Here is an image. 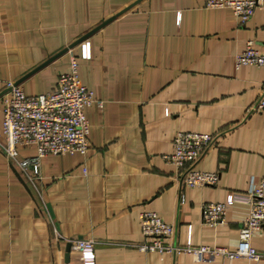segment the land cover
<instances>
[{"label": "crops", "instance_id": "0c3cea01", "mask_svg": "<svg viewBox=\"0 0 264 264\" xmlns=\"http://www.w3.org/2000/svg\"><path fill=\"white\" fill-rule=\"evenodd\" d=\"M85 34L90 58L74 44ZM248 40L264 51V7L242 24L231 8L205 0H0V125L6 82L48 92L69 69L65 48L102 100L85 108V153L46 154L33 174L0 151V264H79L71 238L96 241V264H264L137 246L143 210L173 223L168 240L179 245L238 246L249 204L234 202L216 225L203 222L202 205L248 194L264 176V112L250 109L264 68L236 61ZM179 131L213 134L194 167L217 172L216 185L177 178L164 155ZM18 151L37 153L33 145ZM252 244L264 252V230Z\"/></svg>", "mask_w": 264, "mask_h": 264}, {"label": "built area", "instance_id": "2783aa9c", "mask_svg": "<svg viewBox=\"0 0 264 264\" xmlns=\"http://www.w3.org/2000/svg\"><path fill=\"white\" fill-rule=\"evenodd\" d=\"M210 8H231L242 24L247 23L255 11L264 7V0H205ZM82 58L91 57L89 37L79 42ZM69 69L58 77L57 85L48 92L27 94L19 83L6 82L3 96L0 125V151L10 163L28 173L40 171V158L46 154L85 153L89 148L90 126L85 108L102 100L84 85L79 73L78 56L73 48H68ZM238 65L252 64L264 68V51L255 45L254 40L246 42L243 51L237 54ZM251 111L264 112V87L251 106ZM214 142L210 133L179 131L173 141V150L164 159L176 166L177 178L186 186L216 185L217 172L202 171L194 164L205 150ZM33 145L37 153L22 158L18 146ZM249 204L248 214L239 230L238 246L235 249L217 245L193 246L191 242L179 245L168 240L176 233V226L167 222L158 212L143 210L140 223L144 241L137 244L142 251H154L161 255L189 253L198 261L205 255L223 258H249L256 261L264 259V252L252 244L253 235L264 230V176L248 194L231 193L225 201H208L202 205V220L205 224L216 225L225 222V214L234 202ZM66 239V238H65ZM71 247L81 253L79 264H96V241L91 238L66 239ZM218 264V263H205Z\"/></svg>", "mask_w": 264, "mask_h": 264}, {"label": "water", "instance_id": "95a60500", "mask_svg": "<svg viewBox=\"0 0 264 264\" xmlns=\"http://www.w3.org/2000/svg\"><path fill=\"white\" fill-rule=\"evenodd\" d=\"M89 34H90V33H89ZM89 34H85L84 36H82L81 38H79L74 44L79 43L82 39L88 37ZM70 47H71V46H70ZM67 49H68V48H65V50H63V51H66ZM68 244L71 246L70 243H68Z\"/></svg>", "mask_w": 264, "mask_h": 264}]
</instances>
